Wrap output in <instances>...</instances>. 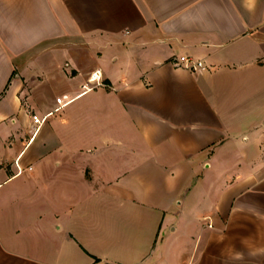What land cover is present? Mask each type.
Listing matches in <instances>:
<instances>
[{
  "label": "crops",
  "instance_id": "0c3cea01",
  "mask_svg": "<svg viewBox=\"0 0 264 264\" xmlns=\"http://www.w3.org/2000/svg\"><path fill=\"white\" fill-rule=\"evenodd\" d=\"M0 264H264V0H0Z\"/></svg>",
  "mask_w": 264,
  "mask_h": 264
},
{
  "label": "built area",
  "instance_id": "2783aa9c",
  "mask_svg": "<svg viewBox=\"0 0 264 264\" xmlns=\"http://www.w3.org/2000/svg\"><path fill=\"white\" fill-rule=\"evenodd\" d=\"M174 65L175 67L178 68H186L193 71H197L198 69H205L202 62H193L188 57H182L176 59L174 61ZM98 73H100V71H98ZM97 85H101L98 80H97ZM33 121L36 125L41 126L45 122V119H42L37 115H33Z\"/></svg>",
  "mask_w": 264,
  "mask_h": 264
}]
</instances>
